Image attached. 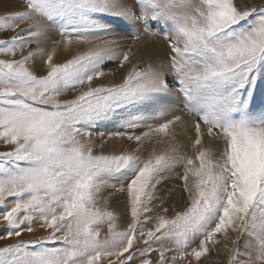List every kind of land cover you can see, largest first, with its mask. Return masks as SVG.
I'll return each mask as SVG.
<instances>
[{
    "label": "snow or ice",
    "instance_id": "snow-or-ice-1",
    "mask_svg": "<svg viewBox=\"0 0 264 264\" xmlns=\"http://www.w3.org/2000/svg\"><path fill=\"white\" fill-rule=\"evenodd\" d=\"M0 57V240L17 238L0 264H203L218 236L228 264H264V0H23L0 13ZM113 62L132 66L98 82ZM106 121L125 130L100 148L128 149L96 150L86 129ZM177 190L180 210L165 206Z\"/></svg>",
    "mask_w": 264,
    "mask_h": 264
},
{
    "label": "rangeland",
    "instance_id": "rangeland-1",
    "mask_svg": "<svg viewBox=\"0 0 264 264\" xmlns=\"http://www.w3.org/2000/svg\"><path fill=\"white\" fill-rule=\"evenodd\" d=\"M11 1H14L13 6H11L12 8H5L4 6H1L3 4L4 0H0V13H4V12L9 11V10H16V9H22L23 8V0H7L9 5H11L10 4ZM26 26L27 25H21V27H26ZM13 34L14 33H9L8 35L11 36ZM55 38L57 40L60 39V37L58 35L55 36ZM125 42L128 44L133 43V41L130 37H126ZM153 43H158V42L153 41V38H148V40L145 41V45H151ZM34 48H36V45L32 44L31 48H26L24 50L23 54L26 55L28 51H30ZM60 50H61V52H57V54H56V56H58V58L54 57L56 62H63L64 59L69 57V55H70V52L64 51L63 49H60ZM75 51H77V48L74 46L71 49V52H75ZM61 53H63V55ZM60 54L62 55L61 57H59ZM20 56H21V54L18 52L17 56L15 58L19 59ZM0 58H4V57H0ZM9 58H11V57H9ZM42 60H43L42 57H37L34 60V62H31L32 64H34L35 67H37V69H39V74H44V70L42 68H40ZM151 60L154 62L155 56L151 57ZM149 61H150V57L144 53L143 49L137 50V55H136L135 59L133 60L134 63H141V65H143ZM131 66L132 65L129 64L124 69H118V66L115 62L107 63L103 68L104 72L105 73H114V75H106L105 76V79H106L105 83L119 82L122 79V76L124 74H126V72L128 70L131 69ZM76 95H78V91L70 92L67 94V96L65 98H72ZM173 110L175 111L176 115L185 116V118H184L185 120L189 121L191 119V117L188 115L187 112H185L182 109V107L179 103H177L173 106ZM160 115H161L160 113H157V119L156 120H149L148 123L155 125L157 123L163 122L162 120L159 119ZM167 118L170 119L171 116L169 115V116H167ZM86 130L93 131V140L96 142V150L97 151L103 150L104 152H107V153H113V152L118 153L121 150L128 149L129 144L132 143V142H128L125 139H121L118 137L109 138L108 136H106L103 140L104 147H103V149L100 148V142H101L100 133H111V132H114L117 130H120V131L125 130L124 128H120L118 126V123H111V122L106 121V122H104L103 125H101L100 127L96 128V129H86ZM146 130H147L146 126H142L140 128H137V129H129V131H135L137 134H140L142 131H146ZM158 139H159V141H163V142H158ZM167 146H168L167 145V138H165L163 136H161L159 138L153 137V139L150 143L146 142V144H145L147 151L144 152V156L146 157L148 155V153L151 152L152 150L163 151L167 148ZM0 150H7V146L0 144ZM185 151H188L189 154H191L190 147H186ZM173 178L175 181H173V179H172V181L171 180L168 181L167 184H165L163 187L166 186L165 188H171L172 185L179 183V181L175 177H173ZM112 183H115V181H112ZM169 184L170 185L172 184V185L170 186ZM165 188H164V190L166 191ZM177 191L179 192V190H177ZM105 195H107V192L105 193ZM111 200L116 201V204H115L116 207L111 206L109 204L110 209L113 210L117 215H121L124 212V198H123V196H121L120 194H116L111 198ZM169 203H173V202H170V200H169L167 204H169ZM176 203L177 204H175V202H174L173 204H169L167 206L170 208H173V206H174V210H180L185 206V201L182 198V196L179 200H176ZM34 227H36V233H35L36 236L47 235V232L40 229L37 225H34ZM24 238L29 239V238H33V237L31 235H27ZM217 238L221 240V243L218 244L215 248H211L210 252L208 253L209 256L206 255V257H202L203 264H228L229 251H228V249H226L224 247L225 242L223 241L222 237L218 236ZM232 238H235V234H232ZM16 239L17 238L0 240V247H4L10 243H15ZM228 246H229V248L232 247L230 241L228 242ZM241 250H243V249L241 248ZM153 259H155V255L153 256ZM206 259H210V263H206V261H205Z\"/></svg>",
    "mask_w": 264,
    "mask_h": 264
},
{
    "label": "bare ground",
    "instance_id": "bare-ground-1",
    "mask_svg": "<svg viewBox=\"0 0 264 264\" xmlns=\"http://www.w3.org/2000/svg\"><path fill=\"white\" fill-rule=\"evenodd\" d=\"M10 4L11 5H9V3L7 2V0H4V2H3V4L1 5V6H4L5 8H12L11 6H13V4H14V1H11L10 2ZM148 43V42H147ZM58 52H61V50L59 51L58 50ZM62 55H63V53H61ZM60 54V56L59 57H61L62 55ZM55 58H58V56H55ZM34 62V61H33ZM34 65V64H33ZM105 77H101L100 78V81H98V82H103V83H105ZM181 116H183V115H181ZM183 118H185V116H183ZM185 120V119H184ZM185 121H188V120H185ZM176 131H177V140H178V142L180 143V144H182V145H188V136H190L191 135V132H188V134L186 135L185 134V132H184V129L183 128H180V127H177V129H176ZM186 149V148H185ZM184 149V150H185ZM171 181H172V179H171ZM173 181H175L174 180V178H173ZM172 183V182H171ZM167 184V183H166ZM173 184V183H172ZM171 184V185H172ZM170 185V184H169ZM170 185V186H171ZM173 186V185H172ZM166 187V186H165ZM164 187V188H165ZM166 189V193H167V190L169 189V188H165ZM181 198V194L178 192V191H176L174 194H173V196L170 198V202H175V204H177L176 203V200H179L180 198ZM115 198V197H114ZM182 200V199H181ZM179 202V201H178ZM173 203H169V204H173ZM111 206H114V207H116V201L115 200H110V203H109ZM169 204H166L165 206H167V205H169ZM207 256H209L208 254H207ZM204 260V259H203ZM206 261V263H210V259H206L205 260ZM204 261V262H205Z\"/></svg>",
    "mask_w": 264,
    "mask_h": 264
}]
</instances>
